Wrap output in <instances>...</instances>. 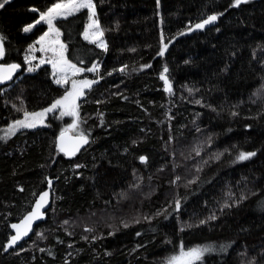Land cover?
<instances>
[{
	"label": "trees",
	"instance_id": "16d2710c",
	"mask_svg": "<svg viewBox=\"0 0 264 264\" xmlns=\"http://www.w3.org/2000/svg\"><path fill=\"white\" fill-rule=\"evenodd\" d=\"M63 1L0 8V63L21 67L0 90V264H167L193 248V264H264V0H92L105 50L85 39L90 11L56 20L67 64L101 80L78 103L89 144L74 158L56 146L70 121L44 111L67 91L25 61L47 29H23ZM25 112L44 115L10 133ZM48 180L47 220L10 250Z\"/></svg>",
	"mask_w": 264,
	"mask_h": 264
},
{
	"label": "snow or ice",
	"instance_id": "6c2138e0",
	"mask_svg": "<svg viewBox=\"0 0 264 264\" xmlns=\"http://www.w3.org/2000/svg\"><path fill=\"white\" fill-rule=\"evenodd\" d=\"M7 2H8V0H3V2L0 3V8H3L4 4H6ZM242 2H246V0H235V6H239V4ZM80 7L92 9V15L93 16L95 15L94 5L92 4V0H67V2H64V3L54 4L46 12L40 13V19L37 20L36 23H40L41 20H44L49 26V31L50 32L55 31L56 35L58 37L59 33H58V30L54 29V26L52 23L53 19L59 15L69 14L70 9L75 10L77 8H80ZM34 11H35V9H34ZM216 20H217V16L211 15L206 20H204L203 23L197 24L195 27L198 29H202L206 24H210ZM93 23L95 24V26L97 28L99 27L98 23H96L95 21ZM32 27H34V25H28L23 30L25 32H28L31 30ZM99 35H102V33H99ZM47 36H48V33H45V35L40 38V41H38V43L44 41L45 37H47ZM85 37L87 38V33L85 34ZM2 39L3 38L0 37V41H2ZM53 43H58V40L53 41ZM100 46L104 47V45L102 43ZM63 48H64V46L60 45L59 49H56L54 47L47 49V50H50L53 52L54 57L55 56L59 57V59H54V60L50 61L53 64L54 69L56 68L57 64H67V61H64V59H63ZM41 50L43 51L45 49L42 48ZM3 55H4V49H3L2 43H0V57H3ZM25 59H28V58L26 57ZM42 63H43V61H42ZM17 67H18V65H10L9 66L10 69H15ZM68 67L71 68L74 73L82 71V69L76 68L75 65L69 64ZM95 67L96 66L94 65L92 68H89L88 71H94ZM146 67H148V66H146ZM31 70L32 69L30 68L29 71H31ZM120 71L123 72L124 69L121 68ZM166 71H167V68H165V72ZM10 78H11L10 72L8 75L0 74V82H2L5 79H10ZM161 79L165 80V84L167 86L166 90L170 92L171 91V85L169 84L167 79L164 76H162ZM94 82L95 81L83 80V81H80L79 84L82 85L83 87H90L91 84ZM56 83H61V81L57 80ZM82 95H83L82 88L78 90L77 89V82L73 81L72 82V90L67 92L61 99L56 100L50 108L45 109L44 111L45 112H51L54 109H56L57 106H62L67 110L69 108V104L66 102H68L69 98H71V101H70L71 110L67 111V114L78 115V112H77L78 105L76 104V99ZM63 114H65V113H62V115ZM43 115H44V113H28V112H25V119L16 121V123L12 126V128L9 129V132L10 133L14 132L17 127H20V128L34 127L35 126V118H37V117L42 118ZM80 139H81L82 143H87V137L81 136ZM61 150L63 151L64 149L61 148ZM254 155H255V153H243L242 152L239 154L237 159L243 161V160L249 159L250 157H252ZM140 159L142 161L146 160L145 157H141ZM47 196H48L47 192L43 193L40 196L39 201L36 203V206H35L36 210L29 213V215L24 218L23 232L20 231L21 225H13L12 226L14 229H17V233H16V235L11 237V240L9 241V244H8L9 248L13 247L17 243V241H19L21 239V237L23 235H27L28 231L31 229L32 222L35 219H39L42 216L40 209L42 207V202L45 201V198ZM176 206H177V208H179V201L176 202ZM225 207H227V205H225ZM210 218H214V217H210ZM203 251L204 250H202L200 248H193L190 251H188L187 253H182L183 257L187 258L186 264H191V261L198 260L201 257ZM177 259L178 258H176V257L171 258V260L169 261V264H174V262Z\"/></svg>",
	"mask_w": 264,
	"mask_h": 264
},
{
	"label": "rangeland",
	"instance_id": "374dc122",
	"mask_svg": "<svg viewBox=\"0 0 264 264\" xmlns=\"http://www.w3.org/2000/svg\"><path fill=\"white\" fill-rule=\"evenodd\" d=\"M64 2H67V1L59 2V3H64ZM92 4H93V1H92ZM84 9L90 11V13H91V22H90V24H89V26H88V28H87V30L85 32V34L87 33V38L85 37V39L88 42H90L91 44L96 45L98 48H100L102 50H105L106 49V42H105V40L103 38V35H99V33H102V31H101V29L99 27L97 28L95 26V24L93 23L94 21L96 23H98L96 18H95L96 17L95 8H94V12H95L94 16L92 15V9H89V8L80 7V8H77L75 10H71L70 9L69 10V14L56 16L53 19L52 23H54L58 19H66V18H68L70 16H73V15L77 14L79 11L84 10ZM41 25H45L46 26L47 30H46L45 33H48V36L45 37L44 41L38 43V41H40V38L45 35V33H44L36 41V43L34 45H32L31 47H29V49L27 50V52L25 54V58L26 57L28 58V59H25L26 64H27V70L29 71V69L31 68L32 70L29 71V72H35L41 66H44V65L50 66V68L52 69V72H53V78H54L55 84L64 87L65 92H66V91H68V88H69V85H70L71 81H73L74 79L82 78L81 75H83L84 73H87V72L80 71V72L74 73L73 70L68 67V64H57L56 68L55 69L53 68V64L50 61H52L54 59H59V57L58 56L54 57L53 52L50 51V50H47V49H50V48H53V47L56 48V49H59L60 45H63L62 38H61V35H60L59 32H58L59 33L58 37H57L55 31H51L50 32L49 31V26L44 20H41L40 23H36L34 25V27L31 28L30 31L34 30V28H36L38 26H41ZM194 30H200V29L195 27L190 32H192ZM56 40H58V43H53V41H56ZM101 43L104 45V47L100 46ZM42 48H44L45 50L42 51L41 50ZM64 52H65V46L63 48V59L65 61ZM42 61H43V63H42ZM99 70H100L99 67L96 66L94 71H89L88 73L92 75V74L98 72ZM57 80H60L61 83H56ZM70 101H71V98H70V100L68 102H66V103L69 104V108L67 110L64 107H62V106H57V108L61 111V112H59L61 120L70 121L66 126H64L62 128V132L69 131L73 135H83L82 131H83V128H85V121L80 120L79 114L78 115L67 114V111L71 110ZM62 113H65V114L62 115ZM12 126H11V128H12ZM18 128H20V127H17L14 132H16ZM14 132H11V133H14ZM187 252L188 251H184V252L180 251L178 254L170 257L167 260V264H169V261L173 257L178 258L174 262V264H186L187 258L183 257L182 253H187ZM196 261L197 260L191 261V264H193Z\"/></svg>",
	"mask_w": 264,
	"mask_h": 264
},
{
	"label": "water",
	"instance_id": "95a60500",
	"mask_svg": "<svg viewBox=\"0 0 264 264\" xmlns=\"http://www.w3.org/2000/svg\"><path fill=\"white\" fill-rule=\"evenodd\" d=\"M0 43H2L0 41ZM3 46V44H2ZM2 59V57H0V60ZM10 65H4L0 63V74L3 75H8L10 72L11 78L10 79H5L2 82H0V90L3 89L4 87L8 86L11 82V80L14 78V76L21 70V67L18 65L17 68L15 69H10L9 68ZM83 80H89V81H95L94 83L91 84L90 87H83L82 85L79 84L80 81ZM73 81L77 82V86H79L78 90L82 88V91L85 89V91L83 92V95L80 96L77 101L76 104L78 105V103L80 102V100H82L86 95V91H90L92 90L94 87H96L97 85H99L101 83L100 79H91V78H82V79H74ZM70 83V90H72V82ZM68 92V91H67ZM66 92V93H67ZM81 136L83 135H73L71 134L69 131H64L62 133L59 134V136L56 139V146L57 149L61 152V154H63L65 157L67 158H74L75 156H77L79 153H81L89 144V139L87 138V143H82L81 142ZM86 137V136H84ZM61 148H63L64 150L62 151ZM55 181H50L48 180V184L45 188V190H43L42 192H40L38 194V196L36 197L35 201L33 202V205L31 207V209L17 222L13 223L10 226V231H11V237L16 235L17 233V229H14L12 226L13 225H21L20 231L23 232V221L24 218L26 216L29 215V213L33 212L36 210L35 206L36 203L39 201L40 196L47 192L48 196L45 198V201L42 202V207L40 209V212L42 213V216L39 219H35L32 222L31 225V229L28 231L27 235H23L21 237V239L19 241H17V243L10 248V250H16L20 245H22L24 242H27L28 240H30V238L32 237L36 227L42 223H44L47 220V215L48 212L50 211V209L52 208V203H53V197H52V192H53V183ZM10 237V240H11ZM9 240V241H10Z\"/></svg>",
	"mask_w": 264,
	"mask_h": 264
},
{
	"label": "flooded vegetation",
	"instance_id": "af4514ba",
	"mask_svg": "<svg viewBox=\"0 0 264 264\" xmlns=\"http://www.w3.org/2000/svg\"><path fill=\"white\" fill-rule=\"evenodd\" d=\"M84 78H85V77H84ZM78 79H82V78H78ZM78 88H79V86H77V89H78ZM86 88H87V87H86ZM69 91H71V90H70V86H69V88H68V92H69ZM84 91H85V89L83 90V92H84ZM86 92H87V91H86ZM79 97H80V96H79ZM79 97H78V98H79ZM78 98H77V99H78ZM77 99H76V100H77Z\"/></svg>",
	"mask_w": 264,
	"mask_h": 264
},
{
	"label": "bare ground",
	"instance_id": "6f19581e",
	"mask_svg": "<svg viewBox=\"0 0 264 264\" xmlns=\"http://www.w3.org/2000/svg\"><path fill=\"white\" fill-rule=\"evenodd\" d=\"M81 76H82V75H81ZM83 78H84V77H83ZM23 120H24V119H23ZM18 129H19V128H18ZM18 129H17V130H18ZM223 210H224V209H223ZM197 216H199V215H197ZM201 216H202V215H201ZM207 220H208V219H207Z\"/></svg>",
	"mask_w": 264,
	"mask_h": 264
}]
</instances>
